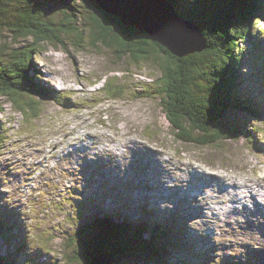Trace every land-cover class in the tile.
Returning a JSON list of instances; mask_svg holds the SVG:
<instances>
[{"label": "rangeland", "instance_id": "obj_1", "mask_svg": "<svg viewBox=\"0 0 264 264\" xmlns=\"http://www.w3.org/2000/svg\"><path fill=\"white\" fill-rule=\"evenodd\" d=\"M21 1L24 8L31 10L30 23L33 22L31 25L35 27L34 33L25 31L24 35L18 37L13 33V37H16L14 39L11 37L12 33L7 32V38H10L7 44L14 47L15 52L34 50L28 66V76L39 73L50 95L43 102L40 101V104L33 103L34 99L29 95H5L0 98V107L4 110L0 113V122L5 125V130H0V182L7 188L5 197L9 199L11 194V202L19 210L17 222L22 221L26 226L22 237L18 227L14 226L18 238L14 237L17 245L24 247L23 254L27 252L29 244L30 253L36 259L34 251L40 249V259L44 264L47 261L65 263L61 256L73 254L72 245L65 235L74 226L77 225L76 229L81 228L88 219V224L92 222L95 231H104L105 222H112L117 228L125 225L126 221L119 218L117 221L109 219L110 216L116 219L117 212L131 218L140 217L136 209L138 207L132 212L131 202L128 199L122 201L112 192L113 188L108 186L110 184L116 185L120 190L127 189L134 200L137 197L143 199L145 206L156 217L167 213L169 218L175 219L171 223L188 221L190 228L200 234L201 238L200 235H191L186 226L188 234L185 235L191 241L184 240L182 236L188 254L180 256V251L177 253L176 249L173 250L178 246L176 242L171 247L164 242V235L149 231V237L145 240L151 244V251L144 252L145 243L136 238L133 228L137 223L128 222L132 227H125L132 229L127 237L123 236V241L125 240L126 245L130 243V246L123 247L115 242L116 248H124V255L119 251L114 260L106 255L108 252L105 248L97 245L95 248L93 240L89 236L87 239L84 237L83 246L94 248L91 256L108 257L106 259L103 256L104 264H186L184 257L191 260L188 264H257L252 252L259 253L264 249V223L257 233L252 231L254 232L255 220L264 221V193L250 203H241V198L231 196L230 192L234 188L230 182H235V175L244 173L246 178L264 185V118H257L247 111H242L240 115L231 111L233 121L229 125L241 128L244 132L250 128V135L244 136L239 130L243 137L222 138L217 146L191 143L181 135L179 128L183 126H175L170 120L166 103L171 101V96L167 92L164 98L163 94L153 92L162 81L164 58L159 60L153 54L151 55L154 57L149 56L147 59H135L128 54L123 58L119 57L115 53L116 49L106 46L97 33L105 31L106 36L102 39L116 44L118 39L93 21L98 16L92 14V10L90 14L81 13L79 7L87 10L83 0ZM162 1L166 3L165 6L172 3L169 0ZM257 2L262 5L257 4L258 8L255 9ZM244 3L243 14L252 11L256 15V12L264 11V0H239L241 7ZM189 4L191 6L194 3ZM149 8L157 13L160 4L156 3ZM172 8L171 13L178 11L176 15L185 19V14L178 10L174 2ZM232 12L238 13L234 10ZM263 17H253L252 23L255 25L252 33L254 36L260 33L264 43V33L259 31L260 27L264 32ZM110 24L115 26L114 22ZM209 24L211 22L204 31L202 29L205 27L195 23L194 26L200 28L199 31L204 36L193 45H199L200 52L204 55L207 52L218 55L219 48L225 41L222 42L223 36L219 39L217 29L215 33L210 32ZM230 32L233 35L231 30L228 34ZM46 34L59 38L47 41V37L43 38ZM237 41L242 46L245 44L241 55L248 62L242 63L240 59L239 63H235L241 64L238 69H244V74H253L254 79L256 71H263L257 70L260 60L256 55L259 52L254 49L255 44L248 48L247 41ZM165 48L170 52L168 46ZM210 56L208 54L206 58ZM254 59L257 60L254 63L257 68L250 67ZM5 60L7 59L1 58L0 65L8 62ZM11 61L13 60L10 59L9 62ZM228 71L232 73L233 69L228 68ZM202 72L203 70L197 74L195 84H192V98L200 97V90L206 92L208 89L204 84L205 78L200 76ZM242 81L243 91H239L241 97L245 98L247 92L249 94L246 88L249 90V84L252 83L258 88L259 94L264 95L263 82L249 79ZM253 89L254 87L251 88ZM146 90L152 91L147 93ZM237 121H240L241 126L235 124ZM196 129L187 124V128L184 127L183 130L189 131L193 139L198 140L201 135ZM151 133L156 134L155 139ZM80 139L82 141L79 142ZM90 165L93 169L103 165L99 169L102 173H92ZM88 175L89 181L86 179ZM168 175L170 183L166 180ZM186 181L191 182L194 187L201 186V189H182L179 182ZM173 186L178 190H174ZM104 190L107 193L102 198ZM199 190L203 193L202 197ZM87 194L97 199L100 205H88L89 214L84 217L78 215L75 221L73 211L77 210V201L84 199ZM202 202H206L208 207L204 209L205 214L202 212ZM123 204L126 209H121ZM245 208L249 209L240 216L239 212ZM173 209L182 212L186 220L169 212ZM7 210L9 209L4 212L5 219ZM25 210H29V213L25 212L28 215L23 216ZM140 220L150 224L145 219ZM175 224L168 241L173 237L179 241L180 225ZM171 225L165 227L169 228ZM0 235V251L5 253L3 231H0ZM10 242L14 245V240ZM214 246L217 248L216 252L212 249ZM110 247L114 248L113 245ZM86 251L88 250H81L80 257L85 258L88 253ZM199 252L202 254L200 257ZM89 259L90 257L82 264H89ZM259 262L264 264V257ZM66 264L73 263L68 260Z\"/></svg>", "mask_w": 264, "mask_h": 264}, {"label": "trees", "instance_id": "obj_2", "mask_svg": "<svg viewBox=\"0 0 264 264\" xmlns=\"http://www.w3.org/2000/svg\"><path fill=\"white\" fill-rule=\"evenodd\" d=\"M169 1L172 2V4L173 2L177 4L178 10L182 11V14H185V19L194 21L199 25L201 24L202 27H205L202 30L205 31L206 28H208V23L211 22V24H209V28H211L210 32L215 33V30L217 29V31H219L220 33H218L219 39L223 36L222 42L225 41L222 47H218L220 50V54L216 55L214 53L207 52V54L204 55L200 52L192 53L186 58H180L172 55L160 43H158L154 39H149L146 36H129V33L127 35L126 33H124V31L111 30L110 33H112L113 36L118 39V44L112 41L103 40L102 38L106 36L105 31H101L103 33L98 32L97 36H100L99 38H101L102 42H104L106 46L108 45L116 49L115 53H117V55L122 58L126 54H128V56L131 55V57L135 59H147L149 58V56H155L159 60L164 58V63L162 64V81H160L159 86L153 89V92L163 94L162 96L164 98V94L167 95V92L169 96H171V101L167 102L166 104L168 105V114L170 116L172 124L174 123L173 125L175 126H183L179 128L181 135L184 138H188V141L191 143L197 142L198 144L204 143V145L212 146L220 145L218 143L222 141L221 136H233L232 133H225L222 131V129L226 127H230L234 130L238 129L230 126L229 123L232 120L233 113L240 115V113L242 112L240 111L241 108L239 106V102L241 101L246 104H250L252 102L250 99L249 101L241 100V98H243L241 97V93L239 91H235V89L233 88L241 85L243 83L242 80L244 79L242 75V77H240L238 81L239 76L237 72L240 71V69H238V66H240L241 64L236 65L235 61L239 63L241 60H243L245 56L241 55V53L246 46L245 44H243V47L237 40L242 39V43L245 41L249 43L250 41L252 42V44H255V50L263 52V50H261L262 47L264 48L263 44H261L262 40L260 42L256 40V38L260 37V33L259 35L257 34L255 36L252 33L253 26L255 25L252 23V19L253 17L262 18L264 15V11H258L256 12V15L252 11H247L245 12L246 14H243V6L245 5V3L241 7L239 5V0ZM20 2L22 1L0 0V59L5 58L7 59L5 61H8L0 65V98L4 97L5 95L19 97L29 95L34 99L33 103L40 104V101L43 102L45 99L49 98L50 95L48 94L47 88L45 87L42 78L38 75L39 73H32V76H28V66L32 61V53L34 50L29 49L23 52L22 50H17L15 52L14 47H11L9 46V44H7V42L10 40V38H7V32H11V37L14 39L18 37V35H24L25 31L27 33H34L33 28L35 27L31 25L33 22L30 23L31 10L29 11L28 8H24L23 5L20 4ZM189 3L194 4L190 6ZM78 4L84 6L82 3L78 2ZM257 4H259V6L262 5V3L259 2L255 3V5L253 3L255 9L258 8ZM208 8H210V10ZM79 9L81 13L89 12L88 9L83 10L80 7ZM232 10H234L235 12L238 11V13L234 14ZM239 13L241 16L239 15ZM93 21L101 28L106 29L109 26V24L103 19L99 20L94 17ZM230 30L233 32V35L231 32L230 34H228ZM259 31L264 33L260 27ZM13 33L17 34V36L13 37ZM250 36L254 40L250 39ZM43 38L47 39L48 41L56 40L59 37H57L56 35L52 36L50 34H46V36H44ZM115 44L117 45V48ZM162 52L165 54H163ZM151 54H153L154 56ZM208 54L211 56L209 58H206ZM10 59L13 60L11 61V63L9 62ZM228 68L233 69L232 73L228 71ZM202 70L203 72L200 76L202 78H205L204 81H206L207 84H204L208 89L206 92L200 90L201 96L192 98V84H195L194 81L197 78V74L199 75ZM198 88L200 89V86ZM146 91L147 93H151L152 90ZM246 94L247 96H249L248 92ZM247 96H245V98H247ZM233 102H235V105H232ZM1 105L2 104L0 103V106ZM2 111L4 110L2 107H0V113H2ZM247 112L248 114L254 115L252 111ZM224 119L227 123L224 122ZM191 121L192 123H189ZM240 121L234 123L238 126H241ZM187 124H191L192 128H197L196 130H198L199 134L201 135L198 140H194L189 131L184 132L183 129L184 127L187 128ZM0 130H5V125L1 122ZM201 132H203V135ZM151 134L155 139L156 134ZM246 134L249 135V133ZM237 135L242 136L243 133L242 135L241 133H238ZM0 141H2L1 137ZM1 195L2 191L0 190V215H4V210L8 208L4 205L3 197H1ZM97 204L98 206L100 205L99 202H97ZM73 213L75 214V217L73 218L76 221L78 215L84 217L85 214H88V210H86L84 205H81V208H77V210L73 211ZM99 215L103 214L100 213ZM19 217L20 216L13 207L7 210V220L1 219L0 217V231H3L4 234L3 238H1L5 240L3 243L6 244L5 249H7L8 251L5 253H3L4 251H0V264H44V261L40 259V255H42L39 254L41 252L40 249L34 251L35 255L37 256L36 259L33 253H30L29 247L27 252L23 254L24 247L17 245L15 237L18 238V234L15 233L14 226L18 227L17 221ZM117 218L121 219V221H126L125 225L122 227L119 226V228H117L116 226H113L112 222H105L104 225L106 227L104 231L102 229H100V231H95L92 222L91 224L83 223L81 228L78 227L77 229L75 228L77 225L74 226V229L71 232H68L67 235H65L67 241L72 245L71 250L73 254L70 253L68 257H61L64 258L66 262L69 260L70 263L72 262L73 264H82V262L86 261L89 257L93 258L94 255L91 256L90 253L94 248L89 245H85L86 247L83 246L85 242L84 239L87 236H89L93 240V245L95 246V248L97 246L105 248V251L108 252L107 254L111 256L112 260L117 258L119 251L124 255V248L121 247V250L119 248H116L117 244H115V242L120 243L123 247H129L130 243L126 245L125 240L123 241V236L127 237L130 233V229L132 228H126L125 226L128 225L127 227H132V224H128V222H132L133 224L136 222L129 221L128 216H122L118 212L116 213V220L112 221H117ZM96 221L97 220H95V224L97 223ZM21 222L22 221H19V223ZM169 224L173 223L169 222ZM138 227L140 228L135 230L136 238L145 243H142L144 246V252L149 251L151 244H149L145 240L149 237V235L146 234V230L147 227H149V229L153 228L150 225L146 226L144 224H140L139 221H137V228ZM157 229L159 231L163 230L160 227H157ZM164 229V234H162L165 236L164 242L170 244L171 241H168V237L171 236V233L173 231H170V229L168 228L169 232H166L167 228L164 227ZM92 233L95 234L93 235ZM22 235L23 231L21 230L20 237H22ZM11 240H14V245L11 244ZM112 245L114 248L110 247ZM178 245H182L180 241H178ZM61 246L64 247V245ZM109 248H111V250ZM83 249L88 250L86 251L88 253L86 254L85 258H83L82 256L80 257V251ZM114 252H116L115 256ZM131 253L132 251L129 249V254ZM252 254L254 255L255 259H257V264H262L259 262L261 256L257 252H253ZM183 260L184 262H186V264L190 263L191 261L189 257H184ZM66 262L62 263L61 261H47V264H66Z\"/></svg>", "mask_w": 264, "mask_h": 264}, {"label": "water", "instance_id": "obj_3", "mask_svg": "<svg viewBox=\"0 0 264 264\" xmlns=\"http://www.w3.org/2000/svg\"><path fill=\"white\" fill-rule=\"evenodd\" d=\"M83 1L88 13L90 14L92 10V14L98 16L96 19L106 21L111 30L124 31L127 35L129 33V36L142 35L157 40L164 47L168 46L172 55L180 58L200 52V46H194V42L197 39L201 40L204 35L194 26L195 22L176 18L174 15L177 13H171L172 6H165L162 0H123L122 3V0ZM156 3L160 4L157 13L149 8ZM112 22L115 26L110 24ZM167 24H170V27H167ZM109 28L105 30L110 33ZM165 30L168 34H165ZM103 256L90 258L89 264H104Z\"/></svg>", "mask_w": 264, "mask_h": 264}, {"label": "bare ground", "instance_id": "obj_4", "mask_svg": "<svg viewBox=\"0 0 264 264\" xmlns=\"http://www.w3.org/2000/svg\"><path fill=\"white\" fill-rule=\"evenodd\" d=\"M127 3H129V2H127ZM166 4V3H165ZM169 6L168 7H173V4L172 3H169L168 4ZM175 13H177V11H175ZM136 16V15H135ZM176 18H179V16H177V15H174ZM174 17V18H175ZM264 18V17H263ZM186 20V19H185ZM169 26H167V27H170V24H168ZM200 29V28H199ZM165 32V34H168V32L165 30L164 31ZM262 37V36H261ZM261 37H258V39H256V40H258L259 42L262 40V38ZM251 39V38H250ZM157 41V40H156ZM198 41V40H197ZM158 42V41H157ZM262 42H263V40H262ZM196 43V42H195ZM251 43H250V45H247L248 46V48H250L251 47ZM205 46V45H204ZM259 52V54H257L256 56L258 57V59L260 60V64L258 65V68L256 67V65H254V63L257 61V60H253L252 62H253V64L250 66V67H252V68H257V70H263V71H256L255 72V75L256 76H254L255 78L254 79H252V77H253V74H252V76H248V74H246V72H245V74L243 73V71H244V69H241L239 72H238V81H239V79H240V77H242V75H244L243 76V78L246 80V79H249L250 81H255V82H263L264 83V52H261V51H258ZM195 53V52H194ZM253 55H255V54H253ZM246 60L244 59V60H242V63H245V64H247V62H248V60H247V62H245ZM137 80V79H136ZM136 80H134V82H138V81H136ZM141 81H143V80H141ZM238 86H240V87H238ZM238 86H236V87H233L234 89H235V91H240V92H242L241 91V88H242V84L241 85H238ZM252 87H254V89L253 90H251V88ZM246 90L247 91H249V96H247V98H241V100H243V101H249V99L252 101L250 104H246V103H244V102H239V106H240V111H252L253 113H254V115H255V117H257V118H264V101H263V99H264V95H260L259 94V92H258V88H256L255 86H254V83H252V84H249V90L246 88ZM256 128V127H255ZM239 130H241V132L243 133V135L245 136V134L246 133H249V135H250V133L252 132L251 130H250V128L248 129V131L247 132H244L241 128H238ZM234 130V129H232V128H230V127H226V128H224V129H222V131L223 132H225V133H227V132H230V133H232V135L233 136H230V137H234V136H238L237 134L238 133H240L239 132V130ZM254 130V129H253ZM153 137V136H152ZM222 138H225V137H227V136H221ZM240 137H243V136H240ZM80 141H82V139H80L79 140V142ZM73 150H75V149H73ZM236 177H237V179H235V182H230L231 184H232V186H233V190H232V192H230L231 193V196L232 197H236V196H238L239 198H241V200H240V202L242 203V202H248V203H250V201H253L254 199H255V197H257V196H259V197H261L262 195H263V193H264V185H261V184H258L257 182H254L253 181V179H251V178H246V175L243 173V175H235ZM215 178V180L217 179V177H214ZM230 178V177H229ZM264 178V177H263ZM166 180H167V182H169L170 183V176L168 175V176H166ZM213 180V177H211V181ZM217 180H219V179H217ZM212 182H214V181H212ZM179 184L182 186V189H184V190H191L192 188H196V189H201V186H198V187H194L193 186V184L191 183V182H189V181H186V182H179ZM177 185V184H176ZM175 186V185H174ZM173 186V188H175L174 190H178L176 187H174ZM181 188V187H180ZM105 193H107L106 192V190H104V192L101 194V196H102V198H103V195L105 194ZM203 193L204 194H206L205 193V189H203ZM200 190H199V195H201V197H202V194H203ZM215 193V196L217 195L216 194V192H214ZM211 194V193H210ZM228 195V194H227ZM110 198H112V197H110ZM211 198V197H210ZM113 199V198H112ZM230 200V199H229ZM256 200V199H255ZM207 202V201H206ZM206 202H202V212L205 214L206 212L204 211V209H208V207L205 205L206 204ZM120 203V202H119ZM121 204V203H120ZM208 206L209 207H211L210 206V204L208 203ZM230 206V205H229ZM228 208V207H227ZM243 213H245V212H243V211H240L239 212V215L240 216H242V214ZM111 218V220H116L114 217H110ZM263 223H264V221H260V222H258V221H256L255 220V228H254V233H257L258 231H259V229H260V227L263 225ZM18 229L21 231H23V233H25V226H23L24 224H23V222H21V223H19L18 222ZM264 227V226H263ZM137 229H139V228H137ZM26 230H27V228H26ZM27 233H28V231H27ZM26 238H28V235H26ZM25 250H27V249H25ZM248 253H249V251H248ZM108 256H109V254H107ZM198 260V259H197Z\"/></svg>", "mask_w": 264, "mask_h": 264}]
</instances>
